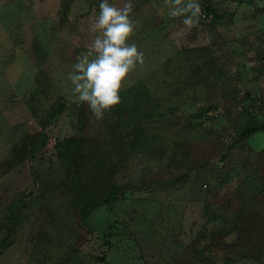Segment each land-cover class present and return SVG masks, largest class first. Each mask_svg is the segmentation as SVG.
<instances>
[{"label":"rangeland","instance_id":"rangeland-1","mask_svg":"<svg viewBox=\"0 0 264 264\" xmlns=\"http://www.w3.org/2000/svg\"><path fill=\"white\" fill-rule=\"evenodd\" d=\"M100 2L0 0V264H264V0L191 30L132 0L143 63L96 120L68 74Z\"/></svg>","mask_w":264,"mask_h":264},{"label":"clouds","instance_id":"clouds-1","mask_svg":"<svg viewBox=\"0 0 264 264\" xmlns=\"http://www.w3.org/2000/svg\"><path fill=\"white\" fill-rule=\"evenodd\" d=\"M170 18L183 17L181 26L191 30L198 26L202 15L200 0H164ZM134 5L126 0L116 7L109 0H101L99 14L90 25L92 32H99L86 54L76 57L68 78L74 86L77 102L86 103L96 120L104 112L121 102L119 92L122 81L143 63V53L135 43L126 41L133 34L135 21L130 18ZM94 54V58L93 57Z\"/></svg>","mask_w":264,"mask_h":264},{"label":"trees","instance_id":"trees-1","mask_svg":"<svg viewBox=\"0 0 264 264\" xmlns=\"http://www.w3.org/2000/svg\"><path fill=\"white\" fill-rule=\"evenodd\" d=\"M204 13H205L206 15H208V14L211 13V11L206 9V10H204ZM262 130H264L263 127H262V128H257V129H255V130H251V131H246V132H245V135H246L247 137H250V136L254 135L255 133L260 132V131H262Z\"/></svg>","mask_w":264,"mask_h":264}]
</instances>
